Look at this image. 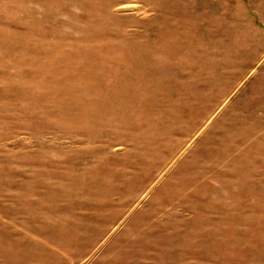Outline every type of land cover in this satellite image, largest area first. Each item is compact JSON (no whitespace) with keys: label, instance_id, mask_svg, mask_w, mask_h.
Returning <instances> with one entry per match:
<instances>
[{"label":"rangeland","instance_id":"1","mask_svg":"<svg viewBox=\"0 0 264 264\" xmlns=\"http://www.w3.org/2000/svg\"><path fill=\"white\" fill-rule=\"evenodd\" d=\"M0 264H264V0H0Z\"/></svg>","mask_w":264,"mask_h":264}]
</instances>
